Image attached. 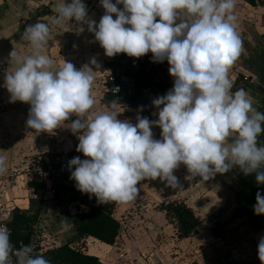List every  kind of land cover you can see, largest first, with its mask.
Listing matches in <instances>:
<instances>
[{
    "label": "clouds",
    "instance_id": "9594fccd",
    "mask_svg": "<svg viewBox=\"0 0 264 264\" xmlns=\"http://www.w3.org/2000/svg\"><path fill=\"white\" fill-rule=\"evenodd\" d=\"M100 4L105 12L97 23L89 18L83 0H62L53 22L74 19L87 24L108 57L125 53L139 58L151 52L153 62L166 60L173 86L152 100L157 119L140 115L136 123L118 119L121 112L115 100L111 110L90 113L95 103L93 73L100 66L94 57L90 64L96 70L89 64L77 69L64 60L53 71V60L44 52L50 38L45 22L25 27L22 38L34 51L21 57L11 50L8 62L11 66L15 59L18 67L5 70L0 85L10 94V103L29 104L26 126L38 133H51L76 117L68 128L79 141L76 151L87 158L68 161L74 187L89 198L94 195L99 204L129 202L140 191L138 183L146 179L159 178L167 187L183 188L174 175L181 164L203 181L238 166L246 176L255 173L257 184L264 185V143L259 141L264 112L253 107L245 89L231 91L229 72L244 51L235 30L236 0H100ZM86 115L90 118L84 119ZM153 127L161 129L159 139L154 138ZM7 170L5 157L0 156V175ZM255 200L254 214L264 215L260 191ZM257 254L264 264V236ZM0 264L51 262L33 254L30 244L14 252L9 231L0 226Z\"/></svg>",
    "mask_w": 264,
    "mask_h": 264
},
{
    "label": "crops",
    "instance_id": "0c3cea01",
    "mask_svg": "<svg viewBox=\"0 0 264 264\" xmlns=\"http://www.w3.org/2000/svg\"><path fill=\"white\" fill-rule=\"evenodd\" d=\"M61 2L62 0H0V85L4 83L5 70L11 71L18 67L15 59L10 66L9 52L15 48L18 56L23 57L34 51L30 42L22 38L25 27L37 21L45 22L50 28V38L44 52L53 60V71L62 66L64 60L71 62L77 69L89 64L96 70V66L90 64L94 57L100 66L99 71L93 73L91 94L95 103L90 113L111 110L110 102L115 100L121 112L118 119L127 118L136 123L137 111L129 104V100H118L109 91L107 77L113 66L104 54V49L95 40L94 33L87 30V24L77 22V26L72 27L71 23L76 22L74 19L61 24L53 22L57 16L56 6ZM66 2L70 3L71 0ZM112 2L115 3V0ZM83 3L87 6L89 18L98 23L105 12L100 0H83ZM117 7L122 8V5ZM42 8L46 10L44 13H40ZM234 15L235 30L243 42L244 51L229 72L233 82L231 91L245 89L252 98L253 107L264 112V0H236ZM81 27L83 31H80ZM151 57L150 52V65L145 69L152 80L172 84L173 77L168 71V62H153ZM9 95L6 88L0 87V105L8 106L6 113L0 118V156L5 157L8 168L6 174L0 175V226L9 231L8 225L15 209L25 213L40 210L29 244L32 249L36 244V252L45 253L73 243L76 238L71 224L73 218L89 211V207L83 202L89 198V194L81 193L74 187L75 181L69 179L70 174L64 177L63 183L71 192L63 195V202L58 203L51 195V190L56 188L59 179L46 178L42 171L45 158L55 151L67 150L79 143L77 136L68 128L71 120L76 117L71 116L62 127L51 133H38L26 126L29 104L20 101L10 103ZM148 96L154 107L151 111V120H154L158 118V115H153L157 109L152 104L151 95ZM126 111L131 115L126 117ZM88 118L89 115L84 117ZM152 131L154 138L159 139L161 129L153 127ZM259 141L264 143V134H261ZM174 175L183 188L167 187L159 178L139 182L137 187L140 191L136 199L117 203L115 206L114 217L121 224L115 243L109 245L89 237L83 240L86 245L85 253L87 251L86 254L98 258L100 264H117L111 254H117L118 251L119 257H126L120 264H261L257 245L260 237L264 236V215L254 214L253 205L256 203L257 191L264 195V185L257 184L256 174L246 176L237 166L203 181L200 177L191 176L186 166L181 164L174 170ZM79 194L82 197L76 200L75 197ZM162 204H182L192 210L197 227L183 240H189L195 235L196 239L203 241L198 248H195V243L187 244L189 250L199 252L196 254L198 260L189 257L180 263L167 256L165 262L164 255L157 253H154L153 259L144 258L147 254L145 252L152 247H156L157 252L161 249L163 251V246H159L157 239L158 234L165 231L160 222L174 215ZM122 217L137 219L136 223L151 219V223H148L149 227L147 223L124 227ZM58 222L67 224V229L73 228L72 235L63 236L64 230L60 231ZM218 226L222 228L224 235L215 238L213 230ZM135 252H141V256L138 257Z\"/></svg>",
    "mask_w": 264,
    "mask_h": 264
},
{
    "label": "trees",
    "instance_id": "16d2710c",
    "mask_svg": "<svg viewBox=\"0 0 264 264\" xmlns=\"http://www.w3.org/2000/svg\"><path fill=\"white\" fill-rule=\"evenodd\" d=\"M136 82L137 91L129 100V104L136 109L137 115L147 116L151 120V111L154 107L151 106L148 95H151L153 99L162 96L172 88L173 83L153 81L148 70L144 68L141 70ZM141 106H143L142 111L140 110ZM67 175L65 174L59 178L57 186L54 188L56 192L54 199L58 203L63 202V195L71 192V189L63 183V179ZM81 195H76L75 199H80ZM83 202L89 207V211L79 213L73 218L76 237L74 242L41 254L50 260L51 264H100L98 258L85 253L83 240L93 237L105 244L112 245L115 243L121 229L120 222L114 217L117 202L97 204L94 195ZM166 207L168 212H172L174 215L179 236L181 238L189 237L197 227V220L192 210L182 204H170ZM39 215L40 210L27 213L19 209L14 210L12 220L8 225L14 252L31 242L34 225L37 223Z\"/></svg>",
    "mask_w": 264,
    "mask_h": 264
},
{
    "label": "built area",
    "instance_id": "2783aa9c",
    "mask_svg": "<svg viewBox=\"0 0 264 264\" xmlns=\"http://www.w3.org/2000/svg\"><path fill=\"white\" fill-rule=\"evenodd\" d=\"M71 26L76 27L77 22H72ZM107 59L113 66L107 77L110 93L118 100H130L137 91L136 81L141 70L150 65V52L139 58L119 53L113 57L107 56ZM76 156L81 159L87 158L83 153L76 151V146H72L67 150L53 152L44 159L42 164V171L45 177L59 179L65 174H70L68 161ZM55 193V189H52L51 195L54 196ZM33 254H43L36 252V244L33 246Z\"/></svg>",
    "mask_w": 264,
    "mask_h": 264
},
{
    "label": "rangeland",
    "instance_id": "374dc122",
    "mask_svg": "<svg viewBox=\"0 0 264 264\" xmlns=\"http://www.w3.org/2000/svg\"><path fill=\"white\" fill-rule=\"evenodd\" d=\"M7 109H8V106L6 104L0 105V118H1V115H3V114L6 113ZM125 113L124 114L126 115V117L129 116V115H131L129 113V111H126ZM0 125H2V124L0 123ZM0 130H1V128H0ZM162 205L164 206V208H166V206H167L165 204H162ZM136 221H137V219L124 218V217L121 218V222L123 223V226L124 227L125 226L126 227H131L133 225L134 226H136V225L141 226L142 224H145V223H147V227H149L148 223H151V219L148 220V222L144 220V223H140V221H139V223H136ZM163 222H165V223H163ZM57 224L58 225L60 224V227H59L60 231L64 230L63 236L68 237L69 235L70 236L72 235V230L74 228L73 221L71 223L73 225V228L72 229L65 228L64 227V224H62L61 222H58ZM160 224L161 225L162 224L164 225L165 231L162 232L161 234H158L159 237L158 238L155 237V239L156 238L158 239L159 246H163V251L161 249L160 252H157L156 247H152V248H150V250L148 252H145L147 254L144 255V258L149 259V260L150 259H153L154 258V255H155L154 253H157V255L158 254L164 255V257H163L164 259L168 256L172 260L177 259L180 263L183 262V261H185L189 257H191L193 260H196V259L198 260V258L196 257V254L198 255L199 252H196L195 253L193 251V249H190L189 250L187 248V244H191V243L193 244V243H195V248H198L199 247V244L200 243H203V241L200 240V238L199 239H196V236L194 235L189 240H183V238H181L179 236L178 228H177V225H176V221H175V219H174V217L172 215H170L169 217H167L165 219V221H161ZM36 225H37V223H36ZM192 238H195V239H192ZM84 246H86V245H84ZM86 253H87V251H86ZM119 254H120L119 251L117 252V254L116 253H112L111 254V256L113 255V260L116 261L117 264H120V262H122V260H124L126 258V257H124V255H121L119 257ZM135 254H137L138 257L141 256V252H135ZM137 255H136V259L138 258ZM136 259L133 258L132 260L134 262H136ZM164 261L166 262L167 259H165ZM138 264H140V263L138 262ZM141 264H143V263H141Z\"/></svg>",
    "mask_w": 264,
    "mask_h": 264
},
{
    "label": "water",
    "instance_id": "95a60500",
    "mask_svg": "<svg viewBox=\"0 0 264 264\" xmlns=\"http://www.w3.org/2000/svg\"><path fill=\"white\" fill-rule=\"evenodd\" d=\"M45 11L46 10L44 8H42L40 13H44ZM213 235L215 238H220L224 235V232H223L222 228L218 226L213 230Z\"/></svg>",
    "mask_w": 264,
    "mask_h": 264
}]
</instances>
